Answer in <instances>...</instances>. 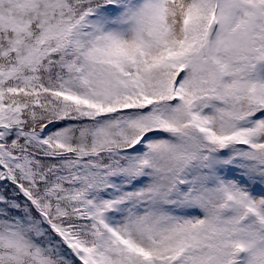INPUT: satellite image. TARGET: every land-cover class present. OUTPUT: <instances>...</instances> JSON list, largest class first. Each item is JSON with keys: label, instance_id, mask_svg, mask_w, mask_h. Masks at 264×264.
<instances>
[{"label": "snow or ice", "instance_id": "snow-or-ice-1", "mask_svg": "<svg viewBox=\"0 0 264 264\" xmlns=\"http://www.w3.org/2000/svg\"><path fill=\"white\" fill-rule=\"evenodd\" d=\"M0 264H264V0H0Z\"/></svg>", "mask_w": 264, "mask_h": 264}]
</instances>
